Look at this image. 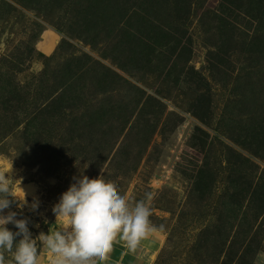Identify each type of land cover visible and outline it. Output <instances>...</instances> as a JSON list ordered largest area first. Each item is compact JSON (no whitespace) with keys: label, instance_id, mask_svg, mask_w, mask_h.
<instances>
[{"label":"rangeland","instance_id":"rangeland-1","mask_svg":"<svg viewBox=\"0 0 264 264\" xmlns=\"http://www.w3.org/2000/svg\"><path fill=\"white\" fill-rule=\"evenodd\" d=\"M11 167L27 204L2 214L33 239L62 227L74 177L102 175L133 205L152 194L153 264H264V0H0Z\"/></svg>","mask_w":264,"mask_h":264},{"label":"clouds","instance_id":"clouds-1","mask_svg":"<svg viewBox=\"0 0 264 264\" xmlns=\"http://www.w3.org/2000/svg\"><path fill=\"white\" fill-rule=\"evenodd\" d=\"M11 169L0 168V264H42L37 240L47 251L49 264H108L117 243L134 253L143 241L164 230L150 219L151 193L133 205L114 182L102 175L95 179L82 175L74 177L76 182L52 209L56 224L62 227L33 239L27 219H16V212L2 214L13 202H19L20 208L27 204L22 181L13 182L8 175ZM18 183V191L23 193L20 197L15 188ZM32 207L35 210L37 205ZM8 224L18 231L9 230ZM17 237L22 238L15 242ZM5 252H12L10 261H6Z\"/></svg>","mask_w":264,"mask_h":264},{"label":"crops","instance_id":"crops-1","mask_svg":"<svg viewBox=\"0 0 264 264\" xmlns=\"http://www.w3.org/2000/svg\"><path fill=\"white\" fill-rule=\"evenodd\" d=\"M161 246L162 240L158 234L143 241L134 253L129 252L122 243H117L108 264H153V258Z\"/></svg>","mask_w":264,"mask_h":264},{"label":"trees","instance_id":"trees-1","mask_svg":"<svg viewBox=\"0 0 264 264\" xmlns=\"http://www.w3.org/2000/svg\"><path fill=\"white\" fill-rule=\"evenodd\" d=\"M139 101L141 102V100H139ZM44 104L43 105L41 104V107H39V106L35 107V105H32V107L31 106L30 107H25V111H26L28 116L32 115V117L36 120V119H38V115H41V113H43V112L48 110V108H49L48 107V103L44 102ZM29 105H30V103H29ZM46 115H47V117L49 119L50 114L46 113ZM48 119L46 118V123H48ZM112 130H116V128H114Z\"/></svg>","mask_w":264,"mask_h":264},{"label":"bare ground","instance_id":"bare-ground-1","mask_svg":"<svg viewBox=\"0 0 264 264\" xmlns=\"http://www.w3.org/2000/svg\"><path fill=\"white\" fill-rule=\"evenodd\" d=\"M34 192V191H33Z\"/></svg>","mask_w":264,"mask_h":264}]
</instances>
